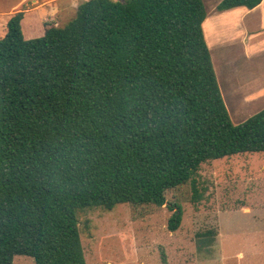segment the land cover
I'll list each match as a JSON object with an SVG mask.
<instances>
[{"label": "trees", "instance_id": "1", "mask_svg": "<svg viewBox=\"0 0 264 264\" xmlns=\"http://www.w3.org/2000/svg\"><path fill=\"white\" fill-rule=\"evenodd\" d=\"M264 0H223L252 10ZM204 0H88L26 40L0 38V264H87L79 214L166 205L204 163L264 153V109L234 124ZM168 228L182 209L174 204Z\"/></svg>", "mask_w": 264, "mask_h": 264}, {"label": "rangeland", "instance_id": "2", "mask_svg": "<svg viewBox=\"0 0 264 264\" xmlns=\"http://www.w3.org/2000/svg\"><path fill=\"white\" fill-rule=\"evenodd\" d=\"M17 1L3 3L5 12ZM85 1L67 4L66 11L59 1L39 5L56 8L60 4V13L52 22L64 27ZM217 2L204 0L210 29L208 33L204 28V33L228 112L233 123L240 124L264 109V31L249 37L246 51L244 34L261 25L257 14H245L241 9L218 12ZM27 5L23 9L38 6ZM41 14L31 13L23 20L26 40L43 35L45 18ZM7 19L5 16L0 22V38L7 32ZM195 180L196 191L191 182L173 189L166 194L163 207L123 204L112 211L81 212L86 263L264 264V153L204 163ZM174 204L182 209V221L172 232L168 222ZM13 264L35 262L16 256Z\"/></svg>", "mask_w": 264, "mask_h": 264}, {"label": "crops", "instance_id": "3", "mask_svg": "<svg viewBox=\"0 0 264 264\" xmlns=\"http://www.w3.org/2000/svg\"><path fill=\"white\" fill-rule=\"evenodd\" d=\"M6 1L7 0H0V22L2 21V19L5 16H8V19L7 20H9L14 14H16L18 12H21V11H24V18H23V20L25 19L26 15H28V14H31V13L41 14L42 13L41 16H43V18H45L44 21H43V30H44V32H45V25H46V23L47 24H55L57 26V24L55 22H52V21L57 16V14L60 13L59 12L60 7H61L60 4L63 3V7L65 6L64 10L66 11V5L67 4L68 5L71 4L73 6L74 5V2H75V0H19V1H17V3L8 12H5V9L2 7V4L5 3ZM54 1H56V2L59 1V3H60L59 4V7L57 6L56 8L55 7L50 8L51 5L45 6V7L42 6V5H39V3H41V2H43V4H51ZM222 1L223 0H218L217 3L219 4ZM28 2L29 3L31 2L33 4L37 3L38 6H36L34 8H31V9H29V8L28 9H23L26 6L28 7V5H27ZM76 9H75V11H77ZM235 9H241L242 12L245 13V14L256 13L257 16H258V19L260 20L259 23L261 25L258 26V29L252 30V31L251 30H248L244 34V36H245L244 40L246 42V51L249 52V47H248V39H249V37L252 34H254V33H257L258 34V33H261L262 31H264V1L258 7L254 8L252 10H248V9H246L244 7H239V8H235ZM235 9H232V10H235ZM228 11H231V10H228ZM225 12H227V11H225ZM51 15H53L52 18L50 17ZM208 19L209 18L207 16V18H206V20H205V22L203 24V28H205V31L207 29V32L209 33L210 32L209 31L210 29H209L208 24H207L208 23ZM23 20H22V22H23ZM48 20H50V22H48ZM0 32H1V25H0ZM43 35H44V33H43Z\"/></svg>", "mask_w": 264, "mask_h": 264}]
</instances>
